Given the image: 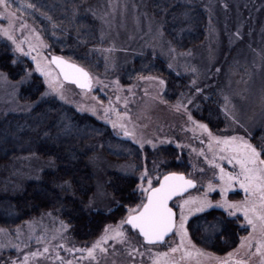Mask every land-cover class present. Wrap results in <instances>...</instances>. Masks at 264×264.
<instances>
[{
	"label": "rangeland",
	"instance_id": "374dc122",
	"mask_svg": "<svg viewBox=\"0 0 264 264\" xmlns=\"http://www.w3.org/2000/svg\"><path fill=\"white\" fill-rule=\"evenodd\" d=\"M207 15L208 34L197 47L186 52H177L171 48L165 39L160 22L149 15L147 11L148 0H100L92 8L93 16L99 24V35L103 47L99 48V54L106 66L105 70L91 72V92L86 93L76 89L72 85H65L60 80L56 70L49 64V56L45 53L46 45L35 28L22 16H15L9 20L0 17V43H7L16 58H26L31 64V69L17 81L9 80L0 72V114H25L29 112L34 103H21L18 93L22 85L29 81L30 76H39L46 88L44 96H55L70 107L79 112L94 115L110 128H116L114 134L120 138H126L127 130L129 139L139 147H148L153 150L157 147L175 148L182 150L181 155L176 156L174 163L182 164L186 172V178L192 179L196 188L175 199L171 207L176 212L177 224L179 223V204L184 200L207 199L212 207L203 212H193L185 224L194 218L216 212L230 220H238L240 229L245 230L239 237L236 247L225 254H216L197 245L188 237L184 246L175 253L171 248H177L181 241L178 235L172 234L162 245H145L137 233L126 223L129 209L135 208L142 200H146L139 186L148 187V180H152L153 187L169 172H158L157 166L150 172L144 167L139 171V181L134 191L138 201L134 206H124L125 214L114 224L105 226L116 229L121 225L120 231L124 232L125 239H109L102 243L99 249L94 251V259L88 256L87 249L105 234L104 230L97 238L87 245H79L71 240L68 227L57 217L44 215L38 219L24 222L13 230L0 228V264H23L24 256L28 255L27 264H153V261L161 253H168L167 257H161V264H234L240 261L242 264H262L264 254L256 250V241L261 239L259 223L257 231L252 232L246 224L242 213L229 216L227 212L215 205L221 200L217 191L207 192L209 183L219 184L217 178L218 169H215L209 161L213 159L215 146L209 149V138L206 132L197 127L204 124L197 121L191 114L202 102L210 96L217 99L220 110L224 116L225 125L214 136L244 137L249 143L254 132L264 127V0H199ZM9 2V1H8ZM4 9L0 7V12ZM23 25V26H22ZM3 29H8L10 34L20 44L28 56L16 51V44L3 34ZM160 59L174 75V81L179 77H185L188 90L179 92V98L175 102L164 103L161 95L166 88L165 76H150L141 78L137 83L122 87L118 80L120 73L134 59L144 54ZM36 57V61L32 59ZM47 66L52 76L59 83L62 82V95L52 92L48 87L46 78L36 71V62ZM167 76V75H166ZM163 80L164 85L159 81ZM59 86V84H58ZM199 89V91H198ZM181 94V95H180ZM101 97L103 100L101 101ZM107 110V111H106ZM191 116V120L189 119ZM116 124V127H113ZM123 125V127H121ZM128 137V136H127ZM254 146V145H253ZM258 150V149H257ZM259 151V150H258ZM201 152L204 155H201ZM182 162H179V161ZM221 163L226 171L238 172V168L227 161L216 160ZM44 162L35 159L27 160L17 168L22 183L37 177L44 168ZM95 175L94 193L89 201V208L94 211L108 212L115 202L107 193L104 183L105 174L108 171H116L132 176L134 167L129 163H117L108 160L102 155L94 156L89 162ZM46 166V165H45ZM147 175L142 177V174ZM15 184V183H14ZM16 185V184H15ZM17 187H19L17 185ZM227 199L232 202L242 201L244 193L235 185L229 192ZM194 207V205H193ZM187 214V213H186ZM216 224L208 228L207 236L212 237ZM252 233V246L240 247L242 238L249 237ZM114 233L110 232L109 235ZM191 240V244L188 243ZM194 246V247H193ZM44 248H48L44 252ZM135 249V250H134ZM31 253H36L32 256ZM191 253V255H188ZM229 253L232 256L229 257ZM237 264V263H236Z\"/></svg>",
	"mask_w": 264,
	"mask_h": 264
},
{
	"label": "trees",
	"instance_id": "16d2710c",
	"mask_svg": "<svg viewBox=\"0 0 264 264\" xmlns=\"http://www.w3.org/2000/svg\"><path fill=\"white\" fill-rule=\"evenodd\" d=\"M8 1L11 9L35 28L46 45L47 55L61 56L89 73L105 70L106 64L99 54L104 44L92 12L100 0ZM148 1L147 11L160 22L172 49L183 53L203 43L208 34V21L199 0ZM29 4L32 7H28ZM30 67L28 59L16 58L9 44L0 43V72L9 80H20ZM167 71L164 62L147 53L121 71L118 83L125 88L141 78L165 76L166 88L161 101L171 103L178 100L179 92L188 90V83L185 77L175 82L174 75ZM45 92L41 78L32 74L18 93L21 103H34L32 109L19 115L0 114V228L13 230L48 214L68 227L74 243L87 245L105 226L122 218L124 206L137 203L134 188L139 181V171L144 167L150 172L154 166L158 172L179 169V173L186 172L177 166L182 164L176 165L173 159L181 155L182 150L141 148L129 139V135L118 137L114 134L116 128H110L90 113L79 112L53 95L44 96ZM86 93L97 92L89 90ZM100 98L102 101L103 97ZM191 114L213 132L225 125L219 103L212 96ZM251 142L258 150L264 148V127L254 132ZM96 155L134 167L132 176L116 171L105 174L104 187L115 202L108 212L89 208L95 188V175L89 162ZM35 159L46 166L36 178L22 183L17 168ZM214 223L216 233L207 236L208 228ZM237 223L236 219L212 212L191 220L187 229L197 245L216 254H225L236 247L245 232Z\"/></svg>",
	"mask_w": 264,
	"mask_h": 264
},
{
	"label": "snow or ice",
	"instance_id": "6c2138e0",
	"mask_svg": "<svg viewBox=\"0 0 264 264\" xmlns=\"http://www.w3.org/2000/svg\"><path fill=\"white\" fill-rule=\"evenodd\" d=\"M0 7L4 9L3 12H0V17L11 22L15 13L11 10L8 0H0ZM28 7H32V5L29 4ZM2 31L13 44H16L15 38L10 34L8 29H3ZM31 50L30 47L29 52H24L20 44H16V51L23 53L25 56L30 55ZM32 59L36 61V57H32ZM50 63L59 69V75L63 77L64 81L77 84L82 89L91 88V78L89 73L83 68L64 60L60 56H53ZM36 71L40 72L46 78L51 91L57 93L63 99L64 97L61 91L63 85L52 76L51 70L47 66H42L37 61ZM159 83L163 86L165 82L160 80ZM189 119L191 120V116H189ZM113 127H116V124H113ZM197 127L207 133L209 149L212 150L215 146L216 150L214 151L213 159L209 163L215 169H218L217 178L219 184L217 186L209 183L207 192L217 191L218 188L221 200L215 206L223 208L230 217L235 216L237 213H242L246 224L251 227L252 232L257 231L259 223L261 239L256 241V250L258 253L264 254V158H262L264 156V148L258 151L244 137L214 136L204 124H198ZM124 134L125 136L130 135L127 130H125ZM201 155H204V153L201 152ZM217 159L227 161L228 164L233 165L234 169L238 168L239 171H226L221 163H216ZM144 175H147V173L142 174V179ZM235 185H238L244 193V199L242 201L232 202L227 199L229 192ZM193 187H195V183L192 179H187L183 174L175 172L165 175L162 180L158 181L157 187H153L152 180L149 179L148 187L145 188L143 185L139 186L146 200H142L135 208L129 209V215L126 220L121 221V225L126 223L131 225L132 229H137L139 235L149 245L164 241L165 237L169 234L178 235L181 241L180 245L177 248L170 249L171 252L175 253L179 248L184 246V242L188 237V232L185 227L188 217L193 212H203L206 208L213 206L211 201L207 199V193H205L204 199L201 200H193L192 198L184 200L183 203L179 204L180 214L179 223L177 224L176 212L169 206V201L173 197L180 196L189 188ZM121 225H117L116 229H111V227L105 228V234L91 248L87 249L88 256L94 259V251L96 249H99L101 252L106 251L105 248L101 247V244L106 243L109 239H120L123 242L125 236L124 232L119 230ZM110 232L114 234L110 236ZM251 241L252 233H249V237L242 238L240 247H244L245 242H247L248 247H251ZM188 243L191 244V240H188ZM47 251L48 248H44V252ZM31 255L36 256L37 254L31 253ZM188 255H191V253H188ZM228 255L231 257L232 253ZM167 256L168 253L159 254L153 261V264H161L160 258ZM28 259L29 256L25 255L23 264H27ZM12 264H16V262L13 261ZM223 264H227V261H224ZM237 264H242V262H237Z\"/></svg>",
	"mask_w": 264,
	"mask_h": 264
},
{
	"label": "water",
	"instance_id": "95a60500",
	"mask_svg": "<svg viewBox=\"0 0 264 264\" xmlns=\"http://www.w3.org/2000/svg\"><path fill=\"white\" fill-rule=\"evenodd\" d=\"M53 56H58V55H51V56H49V64L52 66V67H54V69L56 70V72H57V74H58V76H59V78H60V80L64 83V84H67V85H72V86H74L76 89H78V90H81V91H85V92H88L90 89H88V88H85V89H82V88H80L79 87V85H77V84H74V83H72V82H70V81H64L63 80V77L62 76H60L59 75V69L58 68H56V66L54 65V64H51L50 63V61H51V59H52V57ZM61 57V56H60ZM63 58V57H62ZM64 60H66V61H68V62H70V63H74V62H71V61H69V60H67V59H65V58H63ZM74 64H76V63H74ZM78 67H81V66H79L78 64H76ZM82 68V67H81ZM84 69V68H83ZM85 71H87L86 69H84ZM88 72V71H87ZM89 73V72H88ZM89 76H90V74H89ZM169 174V173H168ZM179 174V173H178ZM165 175H167V174H165ZM164 175V176H165ZM163 176V177H164ZM185 176V175H184ZM163 177L160 179V180H162L163 179ZM188 179V178H187ZM195 183V182H194ZM158 186V185H157ZM156 186V187H157ZM196 188V184H195V187H193V188H189L186 192H184L182 195H180V196H176V197H173V199L172 200H170L169 201V206L171 205V203L175 200V199H177V198H180V197H182V196H185L186 194H188L189 192H191V191H193L194 189ZM171 207V206H170ZM128 225V224H127ZM130 228H131V225H128ZM132 229V228H131ZM133 231H135L136 233H137V235L139 236V238L142 240V242L145 244V245H149V244H147L145 241H144V239H143V237L141 236V235H139V232H138V230L137 229H132ZM171 235L172 234H169L167 237H165V239H164V241H162V242H158V243H156V244H154V245H151V246H159V245H162L168 238H170L171 237Z\"/></svg>",
	"mask_w": 264,
	"mask_h": 264
},
{
	"label": "flooded vegetation",
	"instance_id": "af4514ba",
	"mask_svg": "<svg viewBox=\"0 0 264 264\" xmlns=\"http://www.w3.org/2000/svg\"><path fill=\"white\" fill-rule=\"evenodd\" d=\"M237 262H240V261H237ZM237 262H234V264H236Z\"/></svg>",
	"mask_w": 264,
	"mask_h": 264
}]
</instances>
